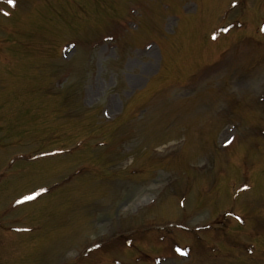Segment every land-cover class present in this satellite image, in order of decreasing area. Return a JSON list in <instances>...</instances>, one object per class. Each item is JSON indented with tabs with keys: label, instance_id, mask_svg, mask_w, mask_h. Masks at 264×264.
I'll list each match as a JSON object with an SVG mask.
<instances>
[{
	"label": "rangeland",
	"instance_id": "1",
	"mask_svg": "<svg viewBox=\"0 0 264 264\" xmlns=\"http://www.w3.org/2000/svg\"><path fill=\"white\" fill-rule=\"evenodd\" d=\"M230 1L19 0V9L8 10L14 17H0V27L16 32L0 34L10 44L4 52L13 59L11 67L8 62L0 66V136H5L0 139V171L13 152H24L28 145H33L28 149L31 155L37 154V145L48 144L77 145L80 151L73 159L49 162L42 171L33 164L43 160L16 162L31 163L21 172L30 176H22L17 185L0 186V210L22 192L45 186L48 193L24 207L33 217L41 211L47 214L39 219L43 230L30 238L0 233V264H68L85 243L91 246L141 224L156 225L151 223L175 210L170 198L184 188L192 197L187 204L191 229L209 221L217 208L251 213L248 222L241 219L261 233L254 256L249 260L205 254L204 245L190 241L198 239L190 230L180 239L185 251L190 249V258L178 260L173 248L164 252L163 244L152 242L140 250L156 255L138 264H264V140L252 145L250 136L251 127L256 132L264 129V102L259 106L255 101L257 93L264 92V38L261 49L245 43L239 59L228 58L225 65L218 63L201 73L206 59L197 60L200 51L216 53L218 45L206 49L203 44L215 23L231 26L240 13L237 19L256 25L254 20L264 12V0H234V7ZM164 2L167 11L162 10ZM135 3L144 9L150 3L147 11L153 17L149 20L144 12L145 19H137L142 27L130 34L121 20ZM0 5L1 10L4 4ZM226 10L232 14L225 15ZM223 14L224 22L218 19ZM243 30L252 32L247 26ZM233 32L231 28L229 35ZM147 37H154L161 49L153 42L145 44ZM72 40L77 45L66 44L62 51ZM225 80L227 85L222 84ZM120 112L129 117L115 131L109 120ZM181 138L186 144L174 145ZM200 163L202 172L192 168ZM70 171L78 176L63 194V181L70 176L59 179ZM172 180L177 181L176 189L165 187L154 203ZM202 187L211 196L200 202ZM240 187L249 192L231 198ZM21 211L10 212L8 218L19 217ZM238 229L225 240H245ZM98 254L92 252L88 258Z\"/></svg>",
	"mask_w": 264,
	"mask_h": 264
},
{
	"label": "snow or ice",
	"instance_id": "2",
	"mask_svg": "<svg viewBox=\"0 0 264 264\" xmlns=\"http://www.w3.org/2000/svg\"><path fill=\"white\" fill-rule=\"evenodd\" d=\"M5 2L9 5V6H13L15 3V0H5ZM4 15H7V13H4ZM262 31H264V29H261ZM24 199H31V197H25Z\"/></svg>",
	"mask_w": 264,
	"mask_h": 264
}]
</instances>
